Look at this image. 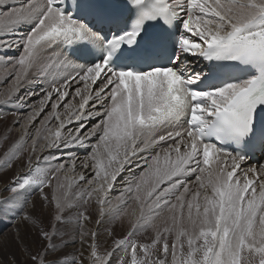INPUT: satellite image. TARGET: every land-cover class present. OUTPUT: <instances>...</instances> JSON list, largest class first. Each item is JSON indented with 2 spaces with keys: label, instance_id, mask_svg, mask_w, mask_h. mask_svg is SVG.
<instances>
[{
  "label": "snow or ice",
  "instance_id": "snow-or-ice-1",
  "mask_svg": "<svg viewBox=\"0 0 264 264\" xmlns=\"http://www.w3.org/2000/svg\"><path fill=\"white\" fill-rule=\"evenodd\" d=\"M0 61V264H264V0H0Z\"/></svg>",
  "mask_w": 264,
  "mask_h": 264
},
{
  "label": "rangeland",
  "instance_id": "rangeland-1",
  "mask_svg": "<svg viewBox=\"0 0 264 264\" xmlns=\"http://www.w3.org/2000/svg\"><path fill=\"white\" fill-rule=\"evenodd\" d=\"M10 55H18V53L10 54ZM2 74H3L2 73V61H0V76H2ZM6 87H7V82L0 83V91L5 89ZM7 109L9 110L10 108H5L3 106H0V135H3L6 132L7 128H9L11 126V124H12L11 122L15 119V115L13 114V110L10 109L9 111H6ZM15 135H16V133H15V130H14L13 131V136L15 137ZM115 194L116 193H114L113 195L115 196ZM10 227L11 226H9L8 228H3L0 225V228H2L3 231L10 230Z\"/></svg>",
  "mask_w": 264,
  "mask_h": 264
},
{
  "label": "bare ground",
  "instance_id": "bare-ground-1",
  "mask_svg": "<svg viewBox=\"0 0 264 264\" xmlns=\"http://www.w3.org/2000/svg\"><path fill=\"white\" fill-rule=\"evenodd\" d=\"M5 108H6V107H5ZM10 109H11V108H10ZM10 109H9V110H10ZM9 110L7 109L6 111H9ZM3 114H4V113H3ZM1 115H2V114H1ZM12 122H13V121H12ZM12 122H11V123H12ZM80 154L82 155V153H80ZM126 174H127V173H125L124 175L126 176ZM118 179H119V178H118ZM1 226L3 227V225H1ZM3 228H4V227H3ZM9 231H10V230H6V231H3V232L7 233V232H9Z\"/></svg>",
  "mask_w": 264,
  "mask_h": 264
}]
</instances>
